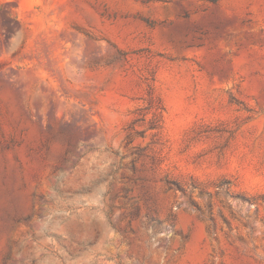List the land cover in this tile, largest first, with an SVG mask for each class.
Masks as SVG:
<instances>
[{"label":"rangeland","instance_id":"1","mask_svg":"<svg viewBox=\"0 0 264 264\" xmlns=\"http://www.w3.org/2000/svg\"><path fill=\"white\" fill-rule=\"evenodd\" d=\"M8 163L0 264H264V0H0Z\"/></svg>","mask_w":264,"mask_h":264},{"label":"bare ground","instance_id":"2","mask_svg":"<svg viewBox=\"0 0 264 264\" xmlns=\"http://www.w3.org/2000/svg\"><path fill=\"white\" fill-rule=\"evenodd\" d=\"M55 154L57 155V152H55ZM4 177L7 178V183H8L7 186L9 185V187L17 185L18 183H20L19 174H18L15 166L13 165V163H8L6 169L0 164V197L3 196V194L5 192L4 191L5 188L2 185V181H3ZM5 181H6V179H5ZM4 186H5V184H4ZM21 210L23 212H29L30 211V195L28 193L21 197ZM12 227H13V225H12ZM10 229H12L11 224L5 225V227L3 229V234H2L1 242H0V247L2 249V252L6 249L7 239H8ZM2 252H0V258H1Z\"/></svg>","mask_w":264,"mask_h":264},{"label":"water","instance_id":"3","mask_svg":"<svg viewBox=\"0 0 264 264\" xmlns=\"http://www.w3.org/2000/svg\"><path fill=\"white\" fill-rule=\"evenodd\" d=\"M14 226V225H13ZM13 228V227H12Z\"/></svg>","mask_w":264,"mask_h":264}]
</instances>
